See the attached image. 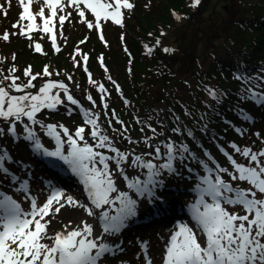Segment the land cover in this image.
<instances>
[{
	"label": "snow or ice",
	"instance_id": "obj_1",
	"mask_svg": "<svg viewBox=\"0 0 264 264\" xmlns=\"http://www.w3.org/2000/svg\"><path fill=\"white\" fill-rule=\"evenodd\" d=\"M32 2L33 0H27V3L25 0H19L22 12L19 20L12 25L14 29H19V32L11 35L26 36L31 40L30 33L43 32L49 35L56 53H59L61 48L57 46L54 21L58 20L60 35L63 36V25L72 15L71 12L65 11L67 8L73 9L80 22L88 29L101 30V21H111L123 27V10H132L135 7L130 0H44V6L39 12L33 13L30 10ZM8 3L10 6L11 0H8ZM200 4L201 0H193L191 7L196 8ZM45 7L50 10L47 16ZM0 11L7 16L3 5H0ZM86 13H90L94 21L87 19ZM37 15L42 25L36 23ZM176 18L180 19L178 16ZM22 21H28L27 25H22ZM0 38L7 42L10 34L5 31ZM100 39L104 40L102 32ZM121 39L123 40V35ZM34 51L46 54L40 43L34 44ZM75 51L73 61L78 66V46ZM148 51L151 52V49ZM164 51L167 53L172 50L165 48ZM12 59L15 61V54ZM82 59L89 83L102 94L100 99L104 109L103 115L108 117L109 104L105 102L107 90L102 83L92 79L87 68V54H84ZM99 60L103 66V57H99ZM107 71L105 68V72ZM16 72L14 65L6 75L0 71V140L8 136L13 142L26 141L32 152L47 158L53 168L67 166L82 184L86 201L82 202L49 182L47 198L42 205L39 204L37 198L31 195L29 181L13 173L7 163L12 162L31 175L29 166L14 160L10 150L0 144V186H3L5 181L18 185L16 191L29 202V209L25 210L17 199L0 190V264H103L107 257H114L124 251L122 242L112 243L108 238L121 234L138 212V200L128 191L120 190L119 179L123 178L126 187L134 190L137 197H145L152 202L157 198L156 188L164 184L165 174L182 177L183 170L192 174V163L198 164L204 173L198 176L199 183L195 186L198 198L189 205L194 224L176 225L166 242L162 264H264V148L254 150L251 146L242 147L234 141H226L225 146L219 143L222 138L213 133L209 138L226 158L231 166L230 170L227 166H221L195 132L183 126L180 117L176 116V126L170 131L182 137L179 141L165 137L164 140L154 142L156 137L164 136V132H158L150 123L136 117V123L145 124L153 134L143 137V143L153 151L141 154L131 150L122 151L117 146V141L106 133L101 113L94 110L96 101L91 94L85 96L92 105V108H87L67 83L51 79L33 93L30 90L37 89L34 81L38 77L52 76L47 65L42 73L35 74L31 65L25 68L23 76L27 78L26 82L22 81ZM235 78L245 85L241 90V101L254 102L257 107L264 106V75L253 77L239 73ZM108 79L111 80V76ZM68 81H72V76H68ZM112 83L119 92V85L115 81ZM76 88L79 89V85H76ZM205 90L217 103L222 102L226 96V93L208 86H205ZM128 103L124 99L125 106H128ZM61 106L69 116L78 109L83 125L77 126L74 132H71L63 123H45L38 118L43 110L55 112ZM233 111L243 122L254 123V117L246 109L234 108ZM217 114L219 115L218 112ZM187 115L191 116V113L188 112ZM201 120H205L204 115ZM113 121L120 125L119 129L113 126ZM225 123L241 137L247 132V129L241 126L234 127L232 121L225 119ZM18 125L21 130H18ZM108 127L129 144L139 142L131 138L128 134L129 127L115 110L111 111ZM198 130L202 135L208 136V122L205 121ZM141 132H144L143 127ZM40 133L54 142L53 150L45 145ZM255 135L264 143V137H261L259 132ZM183 137L196 144L203 156L193 151ZM228 149H231V152ZM237 156L246 163L238 162ZM125 165L146 170V179L130 178ZM225 176L229 179L226 180ZM236 181L246 182L249 187L242 188L238 184L234 186ZM117 204L119 206L115 208V214L111 215L109 209ZM65 206L83 209L87 217L99 223L100 234H95L94 224L87 220H81L75 226L69 221L68 224L62 225V230H51L52 219H55L56 214ZM229 208L233 210L230 211ZM138 243L139 254H142L145 264H153L148 242Z\"/></svg>",
	"mask_w": 264,
	"mask_h": 264
},
{
	"label": "trees",
	"instance_id": "obj_2",
	"mask_svg": "<svg viewBox=\"0 0 264 264\" xmlns=\"http://www.w3.org/2000/svg\"><path fill=\"white\" fill-rule=\"evenodd\" d=\"M220 1V4L207 2L203 10L196 11L197 7H191L193 0H130L134 3V10L136 9L138 13L135 20L138 35L128 37L130 38L129 44L127 42L123 43L127 39L125 36L126 30L118 27L116 29L119 32L112 44L107 39L104 43L98 42L94 34L85 43H80L81 38L79 39L78 35L72 34L78 32H73V28L77 31V26L74 21H71L63 31L64 35L68 37V41L63 40L65 48L60 47L61 51L54 58V61H52L53 56L50 55L49 52L51 51L48 46L46 47V54L39 56L30 47L31 41L25 37L19 38L11 35L9 31L15 29L11 28L10 25L5 27L1 23L0 37L7 31L10 34V39L5 42L0 38V52L3 51L8 56L5 62L0 63V66L7 74L9 68L14 65L17 68L16 73L20 76L23 75L24 69L29 65L32 66L33 73H42L45 65L52 70L56 67L54 66L56 59L60 62L56 63L57 67L62 72V74H58L62 75L60 80L62 79L63 82L67 83L68 76H73L74 72L86 76L81 60L83 55L87 54L89 68L94 70L95 79L105 86L108 93L105 96V102L109 104V116L104 117L103 115L104 109L101 99L94 109L101 113L104 129L106 128L107 132H111V128L106 123L111 118V111L115 110L121 120L127 121L125 125L129 127L128 134L131 138L139 141L137 144H129L123 139L117 140L113 135L117 143H120L124 149L134 147V151L140 150L141 153H147L149 150L153 151V149L148 150L147 145L143 143L145 135L151 136L153 134L145 124H137L136 117L150 123L152 127L157 128L158 132H164V136L156 137L154 142L164 140L165 137H171L173 140L179 141L182 137L170 131L172 127L176 126V116L180 117L183 126L191 128L195 132V135L204 146H211L215 149L214 143L209 138L213 133L222 138L219 141L221 144H224L225 140L229 141V137L237 136L235 131L225 123V119L232 121L237 126L246 128L247 131L250 130L249 125L243 122L238 114L233 111L234 108H243L249 112H255L254 102L241 101V90L245 85L242 81L237 80L235 75L239 73L253 77L264 75V26L259 23V20H264V0H231L228 4L224 3L227 0ZM229 8L230 11L233 10L236 13L227 14ZM256 10L261 13H255ZM173 13L176 15L174 16ZM177 16L180 19H177ZM226 16L227 20L229 19L228 21H225ZM193 17L196 18L198 23L201 19L208 17L209 23L213 24L211 31H204L201 39L198 36L199 34L189 27ZM0 19H2V14H0ZM6 21L10 24L16 23V18H14L11 11H8ZM183 24L188 26L187 33L182 34L184 36L182 38H186L188 41L185 46H183V42H179V45H177L176 39L171 38L179 36L178 34H171L179 31L181 33ZM200 27L202 29L201 24ZM127 29L129 30V26ZM122 35L124 40L121 44L119 39ZM237 35L244 40L239 42L237 39L239 36ZM169 38L172 40H169ZM37 39H42L39 34L34 36V40ZM157 41H159V44H157ZM77 43L81 44L79 54L76 55V61L79 62L78 66L73 61V55H75L73 45ZM243 45H245L246 51L242 53ZM8 46L10 48H7ZM67 46L68 50L66 51ZM193 46L194 49L191 54L183 57L182 66L177 77L176 72L179 66L177 54L185 50L188 52ZM248 46L254 49L253 55L248 53L250 52ZM165 48L172 51L166 53ZM125 49H127L126 52ZM148 49H151V52ZM13 54L16 56L15 61L12 59ZM101 56L106 67L101 65L99 60ZM49 57H52L51 61ZM117 58L119 62H117ZM111 61L114 70H120L117 75L122 77L121 81L116 76L117 72L115 73L112 70L113 67L109 65ZM205 63L207 64L206 67ZM100 65L104 70L105 68L111 70L108 69L109 71L104 72ZM62 67L65 68L62 69ZM109 76L114 78L113 80L119 85V92L116 91L115 85L108 79ZM175 80H177L175 84L170 85ZM123 83H125L124 86ZM89 85L91 84L89 83ZM89 85L81 84L79 89H74L82 97V101L87 107H92L90 102L83 98L86 94L92 93L94 87L91 88ZM205 86L226 93L222 102L217 103L213 100L206 92ZM124 99L129 102L128 106H125ZM188 112L191 113V116L187 115ZM40 114H50L59 121L61 119H63L62 121H69L74 118V115L65 116L66 109L64 107H59V110L55 112L46 109ZM202 115L205 117L204 121L201 120ZM149 117H152V119H149ZM76 118L78 119V117ZM41 119L45 123L57 122V120H51L45 116H42ZM261 119L264 120V117ZM205 121L208 122V136L202 135L198 130ZM142 127L144 132H141ZM20 129L21 126L19 125ZM37 131L39 132L38 128ZM183 139L191 148L200 150L190 139L186 137H183ZM238 139L241 140L239 137ZM7 141L12 144V147L20 146L14 144L9 137H7ZM243 141H246V139ZM194 164L192 163L190 166L192 167ZM195 166L198 165L195 164ZM136 170L138 173H146L144 169L136 168ZM186 172L187 170H183V174ZM180 178L165 174L163 180L167 185L177 183L178 187L182 188L178 183L181 181ZM182 180L186 183L189 182L185 178Z\"/></svg>",
	"mask_w": 264,
	"mask_h": 264
},
{
	"label": "rangeland",
	"instance_id": "obj_3",
	"mask_svg": "<svg viewBox=\"0 0 264 264\" xmlns=\"http://www.w3.org/2000/svg\"><path fill=\"white\" fill-rule=\"evenodd\" d=\"M25 2L27 3V0H25ZM62 2H64V0H62ZM207 2H209L210 4H212V3L220 4L219 2H221V1L220 0H203V2H201L200 6L199 7L197 6L198 9L196 11L203 10L204 6H205V4ZM228 2L230 3L231 0H227L224 3L228 4ZM0 5H3L4 9L7 10V16L6 17L3 14V11H0V14H2V19H0V24L2 23L5 27L10 25L11 28H13L12 27L13 24L7 23L6 19L8 17V11H11V13L14 16V18H16V22L19 20V14L22 11V7L19 4V0H11L10 6H9V3H8V0H0ZM42 6H44L43 2H39L38 0H33L32 4L30 6V10L33 13H38ZM44 10H45V15L46 16L50 14V10L47 9V7H45ZM228 10L229 11L227 12V14H229V15L233 14V13H236L233 10L230 11V8ZM65 11L66 12H71L72 15L68 18V20L65 21L62 31H64V29L66 28L67 24H69L71 21H74L76 26H77V31H75V29L73 28V32H78V33L77 34L72 33V34L76 35V36L78 35L79 39L81 38V41H88L93 34H94L95 38H97V35H96L97 29H95V28H93L91 30L88 29L87 26L84 23L80 22V18L78 17V15L76 14V12L73 9L67 8ZM254 12L255 13L256 12L257 13H261L260 11H257V10L254 11ZM123 14H124V17L126 18V24H128L126 27L129 26V30L127 28L126 29L124 28L126 30V32H125V36L127 38L126 42H127V44H129L130 43V41H129L130 38H128V37H131V36L135 37L134 35H136V34L138 35L137 27H136V24H135V20L137 18L138 13H137V10L135 9V10H132L130 12V14H129V12L126 13L125 10H123ZM86 18L89 19V20H93L94 21V18L91 16L90 13H86ZM207 18L206 19H201V21L198 23L196 18L193 17L192 23L189 24V27L192 30L194 29L195 32L197 34H199L198 36H199L200 39L204 35L203 32L204 31L205 32H207V31L210 32L211 28L213 26V24L209 23V20ZM228 20H227V16H226V20L225 21H228ZM27 23H28V21H24V26H26ZM36 23L38 25H42V21H41V19H40V17L38 15L36 17ZM259 23L264 26V20L263 19L259 20ZM54 24H55V32H56V36H57V46H59V47L62 46L63 48H65L63 40L64 41L65 40L68 41V37L66 35H64V32H63V36L60 35L61 29H60L58 20L54 21ZM101 24H102L101 31H103L102 33L104 34V37H106V39L110 42V44H112L115 41L116 34H118L119 31H117V29L114 26H112L109 22L101 21ZM200 24L202 26V29L200 27ZM79 28H81V29H79ZM187 29H188V26L183 24L181 33L179 31L178 33L175 32V33L171 34V35H176V34L179 35L178 36L179 37L178 40H177L178 37H175V38L171 37L172 39H176V44L177 45H179V42H183V46H185V43L188 42L186 38H182V37H184V36H182V34L185 35L187 33ZM18 31H19V29H15V30L9 31V32L10 33H14V32L18 33ZM37 34H39L40 38H42L41 39L42 41L39 40V39L34 40V36L37 35ZM13 36H17L19 38H23L20 35H13ZM31 36H32V39L31 40L28 39V40L31 41L30 45H32L33 52L36 53L39 56L43 55L41 53H37V52L34 51V44L35 43H40L42 45V49H43L44 53L46 52V50H47L46 47L48 46L49 50L51 51L49 53H50V55L53 56L52 61H54V58H56L58 53L53 52L54 48L51 47V43H50L51 39H50L49 35L48 34H44L43 32H40V31H34L31 34ZM237 36H239V35H237ZM171 38H169V40ZM118 39H119V37H118ZM237 39H238L239 42L244 40V39H241V36H239ZM58 43H59V45H58ZM95 44H94V46H95ZM73 46H74L73 49H75V50H77V46H78V50H79L80 47H81V44L77 43V44H74ZM92 46H93V44H92ZM7 48H10V47L8 46ZM248 48L250 50V52H248V53L253 55L254 49H252L249 46H248ZM193 49H194V46H193V48H191L190 51L187 50L188 52H186V50H185V51H181V52H179V54H177V58H178V61H179L178 70L176 72V76L177 77L179 76V71H180L181 66H182L183 57L188 56L189 54H191ZM67 50H68V46L66 48V51ZM75 50H73L74 54H76ZM94 50H95V48H94ZM245 51H246L245 45H243V49L241 50V52L243 53ZM7 57L8 56H6L3 51H1L0 52V63L5 62ZM121 57L123 58L122 54H121ZM51 58L49 57L50 61H51ZM55 62L57 64L60 63L56 59H55ZM81 62H82V67H83V71H84V63H83L84 61H83V59L81 60ZM117 62H119L118 58H117ZM56 63H54L55 64L54 66H56V67H54L52 70H50V68H49V71L52 73V76L51 77H38V79L36 81H34V83L37 85V89H31L30 91L35 93L38 90V87L41 86L44 82H47L49 79L54 80V81H62V79L60 80L62 75H57V73L58 74L59 73L62 74V72H60V70H59L60 68L58 69ZM109 65H110V67H113L112 70L115 73L117 72L116 76L119 79V81H121L122 77L117 75L118 72H120V70H116V69L114 70V66H112L113 65L112 61L110 62ZM204 65L206 67L207 64L205 63ZM0 67H1L0 71H2L6 75L5 70H2L3 67L2 66H0ZM100 67L105 72V70L102 68L101 65H100ZM63 68H65V67H62V69ZM87 68H88V71L93 76V80H95L97 82V80L94 77V74H95L94 70L89 68V58H88V62H87ZM203 68H204V66H203ZM109 70H111V69H109ZM15 74L17 76H19L18 73H15ZM33 74H35V73H33ZM84 74L86 75L85 71H84ZM19 77H21L22 81L26 82L27 78H25L23 75H20ZM176 81L177 80L173 81L170 85H174ZM67 84L73 90L74 95L76 97H78L77 96L78 94L75 92L76 90L74 91V88H76V85H79V86L81 84L82 85H89L88 76L86 78V76H81V75H78L76 72H74V75L72 76V81H67ZM124 85H125V83H123V86ZM89 86L91 88H93L92 85H89ZM91 92L92 93H90V94L93 96L94 100L96 101V104H98L99 100H100V97H101L99 95L100 93L95 88H93ZM61 96H63V93H61ZM83 98H85V97L83 96ZM42 116L50 118L51 120H57V119H54V117L52 115H50V114H47V115L46 114H44V115L43 114H39L38 118L41 119ZM66 117H67V115H66ZM62 120L63 119H61V121L57 120L56 123H63L65 126H67L70 129L71 132H74V130H75V128L77 126L83 125V120H77L75 117L73 119H70L69 121H67V120L62 121ZM125 123L127 124V121H125ZM106 125H108V123H106ZM113 125L115 126V128H117V127L120 128V126H118V124L114 123ZM6 127L7 126H5V128ZM249 128H250V130L247 131L248 133L245 134L243 137H241V136H233V137H229L228 140L229 141H234V142H236L238 145H240L242 147L243 146H251V147H253L254 150H259L261 148H264V143H262L261 139H258L257 136L255 135V133L259 132L261 134V137H264V121H256L254 123H251L249 125ZM18 129H19V125H18ZM105 130H106V128H105ZM106 133H108V135L112 136L113 139H114V136L117 138V140L122 139V138H119L118 135L114 134L112 132V130H111V132L110 131L109 132L106 131ZM238 137L241 138V140H239ZM245 139H246V141H243ZM42 140H43V138H42ZM89 141L91 142L90 138H89ZM18 142L20 143V142H22V140L18 141ZM224 142H225L224 144H226V140ZM117 146L120 149L123 147L120 143H117ZM228 150L231 152V149H228ZM126 151H129V150H126ZM211 153H212L213 156H215V154H216L217 160L221 164V166H228L229 168L231 167L228 164L226 158L219 151L213 150V151H211ZM236 158H237L238 162H245L246 163V161H243V159L241 157L237 156ZM63 168L68 169L67 166H65V165H63ZM128 168H130V165H128ZM128 168H127V165H125V170L126 171H127ZM68 171H69V175H70L71 179L73 180V178H75V176L71 173V171L69 169H68ZM66 179L62 178L61 175H59L57 173H54V175L50 179H47L46 182H44L43 184H40L39 186H36L34 188H30L31 195L35 196L37 198L38 203L42 205L45 202V200L47 198V195H48L47 184L49 182L53 183V181L54 182L56 181L57 183L60 184L57 187H60V188L64 189L67 193L72 194L73 196L79 198L82 202L86 201V199L84 197H82L83 194L81 193V191H80L79 187L77 186V184L73 183L75 181L71 182V179H70V181H67ZM142 179H146V177H143ZM242 186L245 187V188L249 187V185L246 182L244 184H242ZM118 187L122 191H128L129 194L131 192H133V191H131L130 189H128L126 187V182H123L122 178H120L119 181H118ZM11 193L13 195L17 196L20 199L21 204L23 205V208L25 210L29 209V202L27 200H25L20 193H18L17 191L16 192L11 191ZM133 194H135V192ZM113 195H115V194H113ZM139 206H140V204L138 202V211L141 210V208ZM115 208H116L115 206H112V208L109 209L111 215L115 214ZM229 210L232 211L233 209L229 208ZM236 210L239 211V209H236ZM162 214H164V215H162ZM162 214L160 216H158L159 220H158L157 216H153L151 218V220L146 219L145 221H142V222L138 221L139 219H137V218H136L137 222H135V220L133 221V219H131L129 221V223H128L127 228L122 231V233H124L122 238H120V235H118L116 237H109L108 239L112 243H117V240L119 241V240L122 239V241H121L122 242V247L125 246L126 242H123V240L126 239V241H129V245H131V246H128V247L124 248V251L122 253H119L118 255H116L114 257L113 256L107 257L104 260L103 264H121V262H124V264H145L142 254H139L140 253V247H139V245H137V244H139L138 241L139 242L140 241H147L148 242L149 255L151 256V258L153 260V264H162L166 242L168 241L169 235L172 233V231H174L175 223L176 222H182V223L186 222L189 225L194 224V222L189 219V217H191V215L188 212L187 213H182V214H180L179 212H175V213L171 212L170 214H168L167 212H164ZM49 218L50 217H46V219H49ZM81 220H87L89 223L90 222L93 223L94 224V232H95V234L96 235L100 234L101 229H100V226H99L98 222L94 221L93 218H91V217H87V215L83 211V209H80L78 207H72V206H65L63 209H61L60 213L56 214L55 219H52V223L50 225V228L53 231L62 230V225L68 224L69 221H71L73 226H75V224L76 223L78 224ZM161 220H166V221L164 222V224L162 226H160L161 231H158L156 233V231L152 230V229H153L154 225H158V223ZM150 230H151V234L152 235L146 234V236H145V233L146 232L148 233ZM132 238L134 239L136 244L133 243V241H131Z\"/></svg>",
	"mask_w": 264,
	"mask_h": 264
},
{
	"label": "bare ground",
	"instance_id": "obj_4",
	"mask_svg": "<svg viewBox=\"0 0 264 264\" xmlns=\"http://www.w3.org/2000/svg\"><path fill=\"white\" fill-rule=\"evenodd\" d=\"M118 206H119L118 204H117V205H115V207H118ZM90 223H91V222H90ZM76 224H77V223H76ZM76 224H75V225H76Z\"/></svg>",
	"mask_w": 264,
	"mask_h": 264
},
{
	"label": "water",
	"instance_id": "obj_5",
	"mask_svg": "<svg viewBox=\"0 0 264 264\" xmlns=\"http://www.w3.org/2000/svg\"><path fill=\"white\" fill-rule=\"evenodd\" d=\"M203 1V0H202Z\"/></svg>",
	"mask_w": 264,
	"mask_h": 264
}]
</instances>
